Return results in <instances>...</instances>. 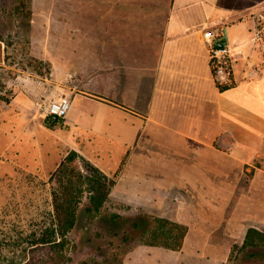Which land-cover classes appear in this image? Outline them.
Segmentation results:
<instances>
[{"label": "crops", "instance_id": "crops-1", "mask_svg": "<svg viewBox=\"0 0 264 264\" xmlns=\"http://www.w3.org/2000/svg\"><path fill=\"white\" fill-rule=\"evenodd\" d=\"M263 3L66 1L73 54H103L84 68L72 56L64 68L51 57L55 77H75L61 93L71 106L52 125L53 142L62 140L66 151L77 150L110 176L124 159L110 196L188 228L180 249L137 244L121 264H228L249 227L264 232V73L239 71L249 33L240 18ZM218 27L236 81L224 91L216 86L206 37ZM78 98L91 107L71 115ZM98 137L122 144L114 165L82 148Z\"/></svg>", "mask_w": 264, "mask_h": 264}, {"label": "rangeland", "instance_id": "rangeland-1", "mask_svg": "<svg viewBox=\"0 0 264 264\" xmlns=\"http://www.w3.org/2000/svg\"><path fill=\"white\" fill-rule=\"evenodd\" d=\"M66 1L32 0L28 30L21 18L11 11L14 0H0V35L4 40H0V94L9 97L8 102L0 99V264H25L30 257L31 243L53 213L48 179L68 151L62 140L53 142L52 129L56 127L36 113L34 103L41 93L61 95L66 92L75 77L70 72L55 77L51 57L64 68L66 55H69L84 68L96 62L93 55L103 54H73L72 39L66 34ZM243 17L249 30L245 42L248 50L247 59L240 60L239 71L255 78L264 73V3L240 19ZM34 58L44 61L43 72L29 64ZM80 106L91 107L78 98L73 101L71 115L78 114ZM85 146L82 148L86 153L93 155L97 151L100 157L96 159L112 166L120 157L122 144L98 137L93 142L86 141ZM142 210L149 209L115 195L109 196L105 206L106 213L116 212L128 217ZM108 223L86 214L81 206L77 222L68 234L64 249L66 259L62 264H121L136 239L123 242L120 234L108 230ZM110 227L117 230L115 225ZM252 249L240 252L233 249L228 264H264V248L256 249L255 256L247 253Z\"/></svg>", "mask_w": 264, "mask_h": 264}, {"label": "trees", "instance_id": "trees-1", "mask_svg": "<svg viewBox=\"0 0 264 264\" xmlns=\"http://www.w3.org/2000/svg\"><path fill=\"white\" fill-rule=\"evenodd\" d=\"M11 11L20 17L21 22L30 30L32 0H14ZM0 40L4 41L1 35ZM228 62L226 78L220 80L216 76V68L224 64V59H210L211 71L220 91L236 83L231 61L228 60ZM29 64L33 65L38 72H43L42 68L46 66L39 58L30 59ZM0 99L9 101V97L3 94H0ZM61 120L59 119L57 123ZM49 124L51 126L53 123ZM123 162L124 159L120 167ZM120 167L113 176H110L75 149L69 150L62 157L48 179L53 213L49 222L45 221L41 225L40 234L31 243L30 257L25 264H62L66 259L64 249L68 242V234L77 222L78 210L81 206H84L86 214H93L98 221L103 219L110 225H115L117 230L113 231L110 225L108 230L115 235L120 234L123 242H130L132 238H135V243L129 248L137 244L157 245L173 250L182 247L188 230L183 223L147 210H142L133 217L116 212H105L106 202ZM236 248L239 252L253 248L247 253L255 256L256 249L264 248V232L256 227H249L243 243L240 246L233 245V249Z\"/></svg>", "mask_w": 264, "mask_h": 264}, {"label": "built area", "instance_id": "built-area-1", "mask_svg": "<svg viewBox=\"0 0 264 264\" xmlns=\"http://www.w3.org/2000/svg\"><path fill=\"white\" fill-rule=\"evenodd\" d=\"M209 41L210 58L224 59V64L216 68V76L220 80L226 78V69L230 60L231 49L228 47L222 31L218 28L206 31ZM71 106L70 96L66 94L50 95L41 93L34 103V110L39 116L46 119L49 123L57 122L67 116Z\"/></svg>", "mask_w": 264, "mask_h": 264}]
</instances>
